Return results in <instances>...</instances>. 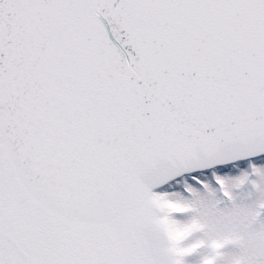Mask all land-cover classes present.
<instances>
[{
    "label": "snow or ice",
    "instance_id": "1",
    "mask_svg": "<svg viewBox=\"0 0 264 264\" xmlns=\"http://www.w3.org/2000/svg\"><path fill=\"white\" fill-rule=\"evenodd\" d=\"M0 264H264V0H0Z\"/></svg>",
    "mask_w": 264,
    "mask_h": 264
}]
</instances>
